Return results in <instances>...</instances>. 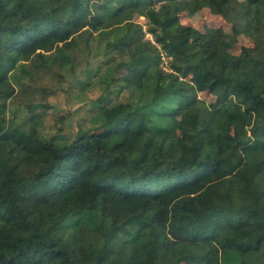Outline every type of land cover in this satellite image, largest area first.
Here are the masks:
<instances>
[{"label": "trees", "instance_id": "16d2710c", "mask_svg": "<svg viewBox=\"0 0 264 264\" xmlns=\"http://www.w3.org/2000/svg\"><path fill=\"white\" fill-rule=\"evenodd\" d=\"M190 5L254 45L232 56L223 28L181 23ZM84 33L105 41L91 125L8 117L17 71ZM184 263L264 264V0H0V264Z\"/></svg>", "mask_w": 264, "mask_h": 264}, {"label": "rangeland", "instance_id": "374dc122", "mask_svg": "<svg viewBox=\"0 0 264 264\" xmlns=\"http://www.w3.org/2000/svg\"><path fill=\"white\" fill-rule=\"evenodd\" d=\"M135 20L143 25L145 37L153 39L147 31V17L138 13ZM180 21L203 31L223 28L230 43L227 51L234 57L239 55L241 47L254 45V41L246 34L235 33L234 27L239 22L236 18H225L211 7L198 9L190 5L181 14ZM88 39V33L79 37L75 48L68 51L71 59L50 60L34 56L32 61L27 62L24 70L17 71L23 85H17L15 94L7 100V116L20 123L24 118L38 114L41 133L69 139L75 137L79 128L90 126L91 115L94 113L91 112V102L103 94L104 84L96 80L94 75L90 76V82H86L88 76L85 74L90 65L95 69V65L103 64V57L100 55L105 41L95 40L90 48ZM163 59V68L167 69V57L164 56ZM127 95L128 92L124 90L114 92L112 97L120 100ZM200 95L209 104L213 103L212 95L206 92Z\"/></svg>", "mask_w": 264, "mask_h": 264}]
</instances>
